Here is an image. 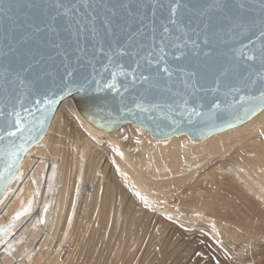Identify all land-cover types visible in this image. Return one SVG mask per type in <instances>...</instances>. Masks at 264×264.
Segmentation results:
<instances>
[{"label": "water", "instance_id": "obj_1", "mask_svg": "<svg viewBox=\"0 0 264 264\" xmlns=\"http://www.w3.org/2000/svg\"><path fill=\"white\" fill-rule=\"evenodd\" d=\"M2 2L0 130L19 112L22 132L0 141V203L66 98L99 131L130 125L158 142L180 136L202 142L247 124L264 110L250 99L262 90V0H178L174 17L167 5L175 0H87L88 8L85 0H63L78 6L63 17L57 16V0ZM161 47L166 55L157 65ZM165 64L170 76L157 72ZM133 71L149 82H133ZM113 72L115 92L105 87L113 82ZM45 99L55 103L45 105ZM137 103L148 111L137 109ZM9 150L16 151L12 161Z\"/></svg>", "mask_w": 264, "mask_h": 264}, {"label": "bare ground", "instance_id": "obj_2", "mask_svg": "<svg viewBox=\"0 0 264 264\" xmlns=\"http://www.w3.org/2000/svg\"><path fill=\"white\" fill-rule=\"evenodd\" d=\"M153 210L204 234L220 264H264V110L202 142H158L99 131L66 98L0 203V264H150L174 235L145 243Z\"/></svg>", "mask_w": 264, "mask_h": 264}, {"label": "rangeland", "instance_id": "obj_3", "mask_svg": "<svg viewBox=\"0 0 264 264\" xmlns=\"http://www.w3.org/2000/svg\"><path fill=\"white\" fill-rule=\"evenodd\" d=\"M188 141H190V140H188ZM191 143H193V142L191 141ZM179 193H180V191L177 194H179ZM173 201H174V199H172V201L170 200V202H168V205L172 206V207H178L179 206L178 202L176 203ZM153 211H154L153 212L154 215H152V217L149 218L147 223L145 224V228H144L145 243L148 240V239L146 240V238H148L149 236L152 238L154 232H156L157 234H160L161 232H163L165 230V228L168 229L167 226H170L169 229L172 232V234H174V235L169 234L171 239H172V237H173V239L171 241H169V243L167 244V246L165 248V251L158 253L159 257L157 255L156 258H153V260H151L152 262H150V264H159V261H160V264H220L219 263L220 257H221V255H219L220 252L215 249V247L211 244V242L208 239L202 237V235H204V234H202L200 232L198 233V230H196L195 232L190 231L189 229L182 227V225H180V224L175 225V226L164 224V222L160 220V219L163 220L162 215L160 214V216H159V212L161 213V211H159V212H155L156 210H153ZM193 215L195 216V219H197V217L201 216L200 213L193 214ZM202 216H203V214H202ZM156 218H157V221H156ZM158 221H159V223L161 221V223L159 224ZM146 226H147V228H146ZM151 226H153V227H151ZM171 228H172V230H171ZM146 229L148 232L146 231ZM174 229H175V231H173ZM9 230H12V232H13V229H9ZM20 230H22V229H20ZM149 231H151L152 233L151 232L149 233ZM12 232L9 234L14 235V232L13 233ZM156 233H155V235H156ZM7 234H8V231H7ZM200 234H202V235H200ZM13 235H11V237ZM145 243H143V247H144ZM3 244H4V241H2V245ZM131 244H132V242H131ZM131 244H129V245H131ZM120 248H122V247H120ZM189 248H191L190 251H188ZM0 252H1V249H0ZM113 253H115V251H113ZM162 253L164 255H161ZM34 256L35 255H33V257ZM160 257H161V259H160ZM242 258L240 257L241 262L243 261ZM221 261H223V260H221Z\"/></svg>", "mask_w": 264, "mask_h": 264}, {"label": "snow or ice", "instance_id": "obj_4", "mask_svg": "<svg viewBox=\"0 0 264 264\" xmlns=\"http://www.w3.org/2000/svg\"><path fill=\"white\" fill-rule=\"evenodd\" d=\"M83 6L85 8H88L91 5L87 3V0H85ZM0 7H5V5L3 4L2 0H0ZM54 7L57 10V16H61V17L67 16L72 11H78V6L75 3H71L70 5L66 6L65 3L63 2V0H57V2L54 5ZM161 7H164V5H161ZM178 7H179L178 0H175V2H170L167 5V9H168V12H169L170 16L174 17L177 14ZM261 7L264 8V0H262ZM61 9L63 11H60ZM52 19L55 20L56 17H53ZM170 22L171 23H175L174 20H170ZM258 27L260 28V36L262 38H264V22H262ZM35 30L37 32L43 31V29H41L39 26H37ZM163 31L165 33H167L169 31V29L167 27H165L163 29ZM165 55L166 54L164 52V49H163V47H161V49H160V58H159V60L156 61L157 65H160V63L162 61H164ZM149 56H151V53H149ZM245 58L248 59V60L256 59L255 56H246ZM260 59H261L262 64H264V45H262L261 48H260ZM152 63H153V60L149 59L148 60V64L151 65ZM138 66L139 65H137V67ZM157 72L158 73H166L169 76L171 75V71L167 67L166 64L163 67H158L157 68ZM258 75H259V78H260V86H261L262 90L260 91V94H259L258 97H250V99H256V100H258L260 102L261 106H264V73H260ZM115 77H116V73L113 72L112 73L113 82L105 84L106 88L111 89L114 92L118 91L117 85L115 83ZM137 79H140V80L144 81L145 83L149 82V77H147V76L137 77L135 71H133L132 72V80H133V82H135ZM252 83L255 84L256 81L253 80ZM97 84H99V81H97ZM81 87H83V85ZM70 91H71V89L69 88V93H70ZM125 91H127V88H125ZM241 99H244V98L242 97ZM37 103L39 104V101H37ZM43 103L45 105L51 106L52 104L55 103V101L54 100H50V99H45L43 101ZM185 103H187V101H185ZM135 107L137 109H140L141 111H148V109L143 107L140 103H137L135 105ZM213 107H218V105H213ZM122 111H123V109H122ZM192 111L196 115H201V113L197 112L195 108H193ZM6 115H7V117H12L13 116V112H8ZM15 117H16V119H15L14 122L11 119H7L6 120V123H5L4 127H3V129L0 130V132H2V134H0V141L4 140L6 137L14 138V137H16L17 132H22V122H21V120L19 118V112H15ZM21 147H22V145H21ZM8 157H9V161L14 160L15 157H16V151L15 150H9ZM7 167L9 169H11V167H12L11 162L8 163ZM0 175H2V173H0ZM17 215H20V213H18Z\"/></svg>", "mask_w": 264, "mask_h": 264}]
</instances>
